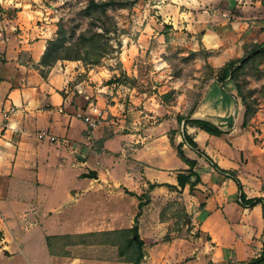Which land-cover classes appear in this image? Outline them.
<instances>
[{"label": "crops", "instance_id": "1", "mask_svg": "<svg viewBox=\"0 0 264 264\" xmlns=\"http://www.w3.org/2000/svg\"><path fill=\"white\" fill-rule=\"evenodd\" d=\"M160 2L162 4L153 8L157 10L156 15L163 19L161 25L172 27L170 30L175 31L177 38H182L181 32L185 31L189 37L182 38L185 46L190 51L202 48L211 53L208 60L215 70L244 55L245 42L242 36L251 30V23L247 21L244 11L250 8L264 11V0ZM52 11L53 8L41 5L36 7L30 2L15 3L11 7L0 3V257L4 255L9 261H13L14 256L9 251V245L21 241L16 235L25 234L36 225L42 226L43 219L52 218L54 214L78 202L79 199L75 198L77 190L67 188L65 181L58 182L64 180L63 177H70L68 171L71 169L76 167L79 170L75 176L80 184L86 183L90 188L98 185L99 190H104L109 198L114 194H124L132 199L137 197L126 194L125 190L139 196L154 184L177 186L178 174L188 169L171 146L168 135L170 130L182 131L177 117L184 116L188 105L179 103L178 106L168 107L177 112L176 118L171 117V121L176 123L171 129L164 119L143 133L122 135L118 134V130L110 129L107 133L104 125L112 122H102L91 128L76 116L81 108L71 106L70 97L66 96L74 85L81 93L85 81L74 82L84 72L82 63L60 61L50 70L47 79L40 75L36 66L41 62L48 40L56 36V30L52 29L56 28ZM35 20H44L42 22L46 23L40 28L35 26ZM164 37L160 35V39ZM220 90L216 89L214 93L210 91V98L204 102L203 97L193 108L192 118L210 120L221 126L225 134L215 137L192 127H187V132L221 169L237 172L247 199L264 198V110L260 109L244 128V114L239 99L228 96L229 93L224 92L222 85ZM100 97L98 95L97 99ZM152 99L154 97H150L149 101ZM157 103L165 112L155 111L145 102V108L150 112L147 117L156 119L162 114H172L163 104ZM97 106L104 110L100 102ZM11 109L14 112L6 119L5 113ZM193 109L190 107L188 113ZM89 111L88 108L82 112L87 114ZM103 112L106 117L107 112ZM231 117L234 119V127L228 129L226 119ZM257 130L260 132H255ZM42 133H45V137L40 139ZM51 138L55 140L51 141ZM176 140L177 144L183 142L180 134ZM116 141L119 142L120 152L113 148ZM129 144L131 148L127 149ZM184 149L188 158L199 162V174L205 173L204 176L200 175L202 182L196 187L194 195L190 194L189 186L182 194L186 211L191 215L190 233L196 232L198 238L191 242L174 238L171 242L154 245L153 251L157 248L165 251L158 264H167L172 259L176 264H187V258L198 260L197 251H202L204 257L208 255L206 259L210 264L248 262L257 258L264 241L262 206L252 209L241 206L236 184L216 172L211 164L199 158L187 146ZM83 150L108 162L107 166L103 162L100 165L107 167L110 174L98 172L97 179L83 177L95 171L86 166L89 172H80L88 161L81 153ZM76 154L85 160L78 159ZM121 165L125 177L122 180L115 176V170ZM130 170H136L144 178H137V189L134 188ZM56 187L63 188L65 202L61 205L49 200L50 203L46 205L48 195ZM149 192L151 203L144 208L139 220V234L144 242L145 255L141 264H156L153 256L146 258L145 250L152 248V244L157 241L155 236L169 229L168 221L163 222L159 212H150L157 202H162L164 206L166 200L176 193L166 187ZM80 196L83 197V194ZM65 203H68L67 206H64ZM44 205L45 208H42ZM110 215L108 218L104 213L101 215L102 220L95 223L83 220L77 225L76 233L70 235L127 230L116 227L121 217L117 212ZM145 228L151 234V239L141 236ZM111 248L118 251L114 246ZM186 248L191 249L189 257L183 252ZM105 249L108 251L106 245H68L64 249L66 256H56L50 252L46 261L49 264H132L118 258L114 260L116 262L109 263L105 254H101ZM18 250L25 258L24 247L20 246Z\"/></svg>", "mask_w": 264, "mask_h": 264}, {"label": "rangeland", "instance_id": "2", "mask_svg": "<svg viewBox=\"0 0 264 264\" xmlns=\"http://www.w3.org/2000/svg\"><path fill=\"white\" fill-rule=\"evenodd\" d=\"M90 1L91 0H0V3L3 2L11 7L15 3L30 2L36 7L41 5L44 8H53L51 15L56 19V22H54L56 28L54 27L52 29L57 31V25L59 21L62 20L70 37L77 40L79 34L84 32L90 23V20L83 14V10ZM131 1H135V4L129 9H112L109 11V16L115 19L121 31L118 38L112 41V45L115 48L114 52L107 56L101 64L97 66H86L80 62L83 65L84 72L77 77L74 84L78 81H85L82 85L81 93L74 85L70 87L69 93L66 95L70 97L71 106L77 109L81 108V110L85 112L91 103L98 105V102H100L103 106V111L107 112L106 119L101 120V122H112L109 125H104L105 130L107 133L109 129L118 130V134L122 135L143 133L148 127L153 125L157 126L164 119L167 120L166 123L168 128L171 129L172 126H176L175 121H171V117L176 118L177 112L168 107L178 106L179 103L188 105L187 110L184 112V116H189L188 112L190 107L192 109L195 108L203 97V102L210 98V91L214 93L215 90L212 89V85L217 78L214 75L212 76L210 70L205 67L206 61L203 56H199L194 62H185L184 59L188 56L190 50L185 46V42L182 41V38L185 39L189 37L185 35V31L181 32L182 34L178 31L183 37L177 38L175 31L165 29V26H163V24L161 25L163 19L161 16L158 17L156 15L155 12L157 10L153 8L154 6L162 4L160 0ZM163 1L169 2L170 0ZM253 7L254 5L252 8ZM43 11H45V9H43ZM48 12L50 13L51 11ZM244 12L245 17L248 19L247 21L251 23V30H248L246 34L242 36V39L248 44L254 43V40L257 41L256 43H264V11H256L250 8ZM11 13H14L13 10H11ZM9 16H11V14H9ZM42 21L44 20H35V26H39L40 28L43 27L46 22ZM74 30L76 33H74ZM18 32L21 33L22 30H18ZM160 35H164L165 37L160 39ZM200 50L207 52L209 58L211 57V53L205 49L201 48ZM207 62L209 63V60H207ZM209 65L211 66L210 63ZM262 70L264 71V67H262ZM214 71L217 72L218 70L214 69ZM124 74L127 78L131 79L130 82L126 81L124 84L110 83L114 77H122ZM243 78L249 81L248 87L250 89L259 90L264 85V78L262 77L261 80H258L256 76H253V73L243 76ZM222 86L224 89V85ZM101 89H104L103 92L99 91ZM230 89L235 92L233 88ZM170 91L175 92L171 96L170 102L166 103L168 105H165L161 96ZM98 95L102 97L97 99ZM150 97H154V99L149 101ZM145 102L151 109L155 111L162 110L164 113V108L158 106L157 102H159L160 105L163 104L166 109L172 111V114H162L156 119H150L147 117V114L150 112L146 110L144 105ZM239 102L242 106L241 112L244 114L245 107L240 99ZM261 105H263V108H261ZM109 106L113 109H110ZM260 109L264 110V99L260 100L258 111ZM173 131L174 130H170L168 135L170 136V133ZM175 131L180 133L181 129ZM258 131L260 132V130L255 132L258 133ZM113 148L119 152L121 151L119 142L117 141L114 142ZM130 148L129 144L127 149ZM81 153L88 158L87 163L80 169L82 174L86 171L89 172L85 169L86 166L92 168L97 173H109L110 170L105 167L108 162L106 163L99 160L94 154L91 155L88 150H83ZM100 162H103L105 166L100 165ZM78 171L79 170L75 167L68 171L70 177L66 176L63 177L64 180L58 181L60 183L65 181L67 188L77 190L76 194L78 195L75 198L79 199L78 202L54 214L52 218L43 219L41 221L43 227L36 225L25 234L16 235L15 237L19 236L18 238H21V241H18L17 244L12 243L9 245V251L14 253L13 261H9L8 257L1 255L0 264H49V261H46L50 253L47 237L75 234L76 227L80 222L83 220H90L92 223L98 222L102 220L103 216L101 217V215L104 213L105 215L107 214L108 218H110V214L116 212L121 216L119 223L116 224L118 228L131 229L134 227L133 220L138 214L137 203H140V201L137 198L132 199L130 196L124 194H114L109 198L104 190H99L98 185H93L90 188L86 183L80 184L75 176ZM204 171L205 169L203 168V172ZM123 172L124 167L121 165L115 170V176L122 180L124 177ZM204 174L205 173H202L200 175L204 176ZM130 176H132V180L135 183L133 184L134 188L137 189V178L141 180L144 178L141 176V173L137 174L136 170H130ZM130 187H132V185H130ZM62 189V187H56L51 195H48L45 204L48 205V203H50L49 200H54L57 204L62 205L65 202V193ZM81 194H83V197L80 196ZM149 194L151 197V192H149ZM182 194L175 193L169 200H166L164 206H162V202H157L152 208V212H150V214L158 212L162 214L164 212L169 223L168 231L166 233L161 231L158 236L154 237L157 241L152 244V248L150 247L151 249L145 250L146 258L150 259L151 256H153L156 264L161 260L165 251L162 248H157L153 251L154 245L171 242L174 238L190 242L198 238L195 231V234L190 233L192 226L186 225L184 219L173 218L174 211L185 208ZM202 199L204 200L205 196H203ZM42 208H45V205ZM189 216L191 218V215ZM160 219L163 220L161 215ZM178 227L180 229H178ZM147 231L148 229L145 228L141 236H146L151 239V234ZM167 235H169L168 240L166 238ZM119 239L121 241V237L119 236L118 238L116 235L108 238H97V241H99L98 243L105 244L108 248V251L105 249L107 252L103 251L101 254H105L109 263L116 262L114 260L117 258L119 259V252L113 250L111 248L113 245H110L119 244L121 246ZM89 241L92 240L89 239ZM20 246L24 247L23 252L26 254L24 256H26L25 258H27V260L23 257V253L19 252L18 248ZM55 246L58 252H62L65 249L64 242H56ZM110 249L112 250L110 251ZM183 252H185L187 257L191 255L190 248H186ZM197 255L199 256L198 260H190L187 258V264L211 263L206 259V257L209 258V256L207 255L204 257L202 251H197ZM145 262L147 263V260H145ZM171 262L168 261L167 264H176L173 259ZM186 262L184 261V263ZM241 263L242 262H236L234 264Z\"/></svg>", "mask_w": 264, "mask_h": 264}, {"label": "trees", "instance_id": "3", "mask_svg": "<svg viewBox=\"0 0 264 264\" xmlns=\"http://www.w3.org/2000/svg\"><path fill=\"white\" fill-rule=\"evenodd\" d=\"M135 4V1L131 0H106L97 1L91 0L86 8L83 10V14L90 21L88 28L79 34L77 40L70 37L67 29L63 25V21H59L56 31L55 38L48 40L45 52L42 56L41 62L36 66L40 75L47 79L50 70L60 61H71V62H82L86 66H97L101 62L114 52L115 48L112 45V41L117 39L121 33L119 26L114 18L109 16V11L112 9H129ZM165 29H171L165 25ZM74 33L75 30H74ZM115 36V37H114ZM120 45V43H119ZM264 47V43H245L243 45L244 55L240 59H234L228 62L225 66L218 69L217 72L207 62L209 54L202 50L190 51L188 56L184 59L185 62H194L199 56H203L206 61L205 67L210 70L212 76H216V80L213 82V89L220 90L221 85H224V92L231 98L240 99L243 106L245 107L243 127L246 128L251 120L256 116L259 108L261 99H264V85L261 89H250L248 87L249 81L243 76H247L253 73L258 80L264 78V50L253 55L247 59L241 66L239 64L245 57L251 53ZM233 69V72H232ZM178 77V75H177ZM130 82L131 79L127 78L126 75L122 77H114L110 81L111 84H124ZM233 88L235 92L231 91ZM221 91V90H220ZM175 91H170L161 96L164 103L170 102L171 96ZM259 97H258V96ZM194 109L191 111L189 116H178L177 122L179 126H182V131H173L170 133L169 140L171 146L177 151L179 159L188 166V169L179 173L177 176V186L168 184H154L151 185L147 192L141 195H133L129 191L125 190L126 194L136 196L140 201L138 205V214L134 220V227L127 230H121L116 232H103V233H89L84 235H68V236H55L47 237L48 247L52 255L66 256L67 252L64 250L58 252L56 249V242H64L65 246H72L78 244H91V245H103L98 243L97 238L99 237H111L116 235L119 239V244H110L118 248L119 260L122 262L141 264L144 255V242L141 240L139 234V220L143 215L144 208L151 203V197L149 191H153L155 188L166 187L171 192L182 194L187 186L190 188V194L194 195L196 187L201 184L202 179L198 172L199 162L195 159H190L187 156V152L184 149L187 146L192 152H194L199 158L204 159L206 162L211 164L213 169L225 175L231 179L237 186L239 192V204L245 208H254L258 205L262 206L263 220H264V198H253L247 199L244 192V188L241 180L238 178L236 171H225L221 169L218 164L214 163L213 160L203 151L195 139L188 134L187 127L196 128L208 133L211 136L221 137L225 134L222 127L215 124L214 122L207 119H194L192 118ZM228 129L234 127V119L231 117L226 119ZM180 134L183 138V142L177 144L176 136ZM97 175L96 171H90L83 177L93 179ZM201 206L204 207V204ZM162 221L166 222L165 213L161 214ZM173 218L184 219L186 225L191 226V218L185 208L174 211ZM178 229H180L178 227ZM167 240L169 235H167ZM92 240V241H89ZM2 240V234L0 233V241ZM105 245V244H104ZM227 264H234L229 262ZM241 264H264V241L260 255L248 262H242Z\"/></svg>", "mask_w": 264, "mask_h": 264}, {"label": "built area", "instance_id": "4", "mask_svg": "<svg viewBox=\"0 0 264 264\" xmlns=\"http://www.w3.org/2000/svg\"><path fill=\"white\" fill-rule=\"evenodd\" d=\"M89 109L90 111L87 114H84L82 110H80L79 112H77L76 116L78 118L83 119L91 128H95L102 123L101 120L106 119L105 113L101 109H99L97 105L93 103L89 105ZM13 112H14V109H11L7 113H5L6 119L8 118V115ZM44 137H45V133H42L39 135L40 139ZM54 140H55L54 138H51V141H54Z\"/></svg>", "mask_w": 264, "mask_h": 264}, {"label": "water", "instance_id": "5", "mask_svg": "<svg viewBox=\"0 0 264 264\" xmlns=\"http://www.w3.org/2000/svg\"><path fill=\"white\" fill-rule=\"evenodd\" d=\"M262 50H264V47H262L261 49L255 51V52L251 53L250 55H248L247 57H245V58L243 59V61L239 64V66H241V65H242L247 59L251 58L253 55H255V54L261 52ZM232 72H233V69H232ZM75 156H76L78 159H81L82 161L85 160L84 157H82V156L79 155V154H76ZM95 178L97 179V176H95ZM67 204H68V203H65L64 206H67Z\"/></svg>", "mask_w": 264, "mask_h": 264}]
</instances>
